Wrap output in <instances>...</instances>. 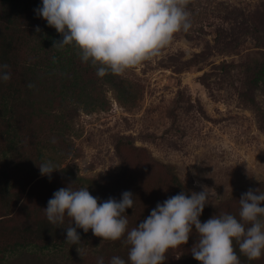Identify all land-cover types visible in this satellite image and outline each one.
<instances>
[{
    "label": "rangeland",
    "instance_id": "rangeland-1",
    "mask_svg": "<svg viewBox=\"0 0 264 264\" xmlns=\"http://www.w3.org/2000/svg\"><path fill=\"white\" fill-rule=\"evenodd\" d=\"M186 10L187 32L181 30L159 55L119 75L129 100L101 88L100 97L86 99L71 123L67 140L75 156L61 159L57 150L40 144L39 165L51 162L52 176L112 181L125 171L119 150L124 145L128 157L135 150L170 167L190 194L206 187L204 208L233 209L237 197L258 183L264 192V94L255 91L254 106L241 99L246 91L243 65L264 61V0H188ZM72 66L86 88L88 65ZM57 92L53 88L38 102L57 110ZM97 100L102 104L92 106ZM49 128L52 122L39 124L42 137ZM25 152L24 161L34 160L38 150L26 147ZM19 205L0 222L19 224ZM35 212L43 215L41 209ZM78 248L80 254L64 249L0 255V264H88L98 262L104 251L114 254L109 246L90 252Z\"/></svg>",
    "mask_w": 264,
    "mask_h": 264
},
{
    "label": "trees",
    "instance_id": "trees-1",
    "mask_svg": "<svg viewBox=\"0 0 264 264\" xmlns=\"http://www.w3.org/2000/svg\"><path fill=\"white\" fill-rule=\"evenodd\" d=\"M41 6L42 0H0V66L7 65V69L2 70L10 73L11 77L7 82L0 80V216H7L20 204L15 217L23 218L16 225L8 226L0 222L1 259L25 251L61 252L64 249L83 247L90 252V248L100 245L101 238L94 236L91 230L84 233L82 229H77L81 237L79 244L67 243L66 229L70 226V219L65 216L64 222L56 225L47 220L43 209L47 207L49 199L54 192L69 184L73 183L74 190L88 187L90 194L97 197L99 202L110 197L120 200L123 192L131 191L134 205L132 209L125 211L129 231L147 218L158 203H163L182 191L190 195L170 167L135 150L128 157L122 151L124 145L119 150L127 163L126 168L115 180L61 175L42 177L38 168L40 144L42 148L57 150L61 159L75 156L74 147L68 142L67 135L74 117L86 99H98L103 87L117 92L119 100H129L130 93L119 76L109 73L100 78L96 75V68L90 63L87 64L91 72L88 75L89 83L83 88L84 81L76 79L72 71L74 62H82L80 57L73 46H65L62 50L52 49L53 41H60L63 37L55 28L49 27L42 17L37 16L35 10ZM37 27L41 30L39 33L36 32ZM243 75L246 91L242 93L241 99L254 106L255 91L259 90L264 94V61L245 63ZM30 84L33 87L29 88ZM53 88L58 91L57 110L45 108L38 102V98L42 100V96L48 98ZM101 104L102 101L97 100L92 106ZM260 120L264 126L262 116ZM37 122L53 123V129L49 128L45 138L42 137ZM52 141L53 147L45 145ZM26 147L33 152L38 150L34 160L24 161ZM249 189H259L261 192L262 184L258 183ZM242 194L237 197L238 201ZM225 208H204L199 217L201 223L214 215L225 213L239 219V203L233 209L231 206ZM38 209L43 211L42 216L36 214ZM197 239L198 234L193 226L188 243L169 249L163 264H200L191 254V248L197 243ZM100 246L101 250H105V246L114 249L112 255L104 251L98 256L103 258L104 264H110L111 259L116 256L130 264L129 246L124 245L123 238L115 242L104 241ZM233 247L239 264H264V253L261 258L250 261L240 253L239 244L235 240ZM88 264L97 262L91 260Z\"/></svg>",
    "mask_w": 264,
    "mask_h": 264
},
{
    "label": "clouds",
    "instance_id": "clouds-1",
    "mask_svg": "<svg viewBox=\"0 0 264 264\" xmlns=\"http://www.w3.org/2000/svg\"><path fill=\"white\" fill-rule=\"evenodd\" d=\"M187 3L188 0H42V6L35 11L63 37L53 41L52 49L73 46L81 61L90 63L96 75L103 78L109 73L122 75L150 60L177 33L187 32L191 27ZM40 31L37 27L36 32ZM7 67L0 66V80L5 82L11 78L2 70ZM38 168L42 176L50 177L56 171L51 162L41 163ZM72 184L54 192L43 209L53 225L62 224L65 216L70 219L67 243L81 242L77 229L84 233L91 230L101 238L100 245L123 238L124 245L129 246L130 264H163L169 249L188 243L194 226L198 239L191 254L200 264H239L234 240L250 261L264 253V192L259 189L242 194L239 219L225 213L201 223L199 217L208 204V189L204 187L201 192L188 195L182 191L158 203L129 231L125 211L134 205L131 191L123 192L120 200L110 197L99 202L88 187L74 190ZM76 250L78 254L82 251L78 247ZM97 264H104L102 257ZM110 264L126 261L113 257Z\"/></svg>",
    "mask_w": 264,
    "mask_h": 264
}]
</instances>
